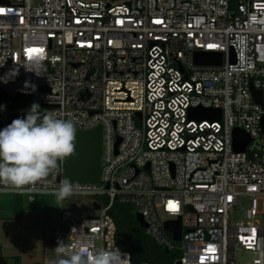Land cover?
<instances>
[{"label": "built area", "instance_id": "built-area-1", "mask_svg": "<svg viewBox=\"0 0 264 264\" xmlns=\"http://www.w3.org/2000/svg\"><path fill=\"white\" fill-rule=\"evenodd\" d=\"M0 8V78L18 69L0 79V92L25 93L41 119L52 113L102 131L95 180L67 178L64 159L22 194L0 184L30 198L65 180L76 186L51 230V264L67 258L55 251L61 243L116 247L127 264H148L119 246L115 200L132 204L156 243L180 249L178 264H235L237 247L251 254L244 264H264V0H0ZM28 48L44 49L32 56L42 57L40 75L24 67ZM197 51L220 61H196ZM19 109L6 122L27 112ZM235 128L249 136L243 149ZM177 218L179 240L163 225Z\"/></svg>", "mask_w": 264, "mask_h": 264}, {"label": "clouds", "instance_id": "clouds-1", "mask_svg": "<svg viewBox=\"0 0 264 264\" xmlns=\"http://www.w3.org/2000/svg\"><path fill=\"white\" fill-rule=\"evenodd\" d=\"M42 57H29L24 66L27 71L40 75L33 70L41 66ZM18 74L13 70L3 79L8 82ZM25 87L36 90L35 85L26 82ZM38 104H33L25 118H17L0 130V184L23 193L27 186H33L47 178L59 167V162L75 152L76 129L71 120L57 118L48 113L39 116ZM40 121V122H38ZM71 181H62L54 193L58 202L72 196L75 190ZM75 230V229H73ZM58 255H66L58 264H127V257L119 248L110 247L100 251L90 250L87 244L65 247L62 243L55 249Z\"/></svg>", "mask_w": 264, "mask_h": 264}, {"label": "rangeland", "instance_id": "rangeland-1", "mask_svg": "<svg viewBox=\"0 0 264 264\" xmlns=\"http://www.w3.org/2000/svg\"><path fill=\"white\" fill-rule=\"evenodd\" d=\"M13 109L21 110L0 106L2 130L9 125L5 116ZM18 195L22 197L20 215L14 213L10 206L14 193L0 192V254L6 258L8 264H18L19 259L29 262L34 258L37 259L36 261H42L43 264H51L50 260L55 258V253L47 246H50L55 239L51 230L56 225L55 219L59 216L60 209L64 208V204L58 202L54 193L36 194L34 198ZM98 198L102 199V196ZM245 203L246 199L242 198V205ZM241 216V209L233 211L234 220ZM60 224L66 226L64 222ZM174 253L180 254V249L176 247ZM250 255L247 250L237 247L234 263L244 264L250 259ZM61 257L65 258L66 255Z\"/></svg>", "mask_w": 264, "mask_h": 264}, {"label": "water", "instance_id": "water-1", "mask_svg": "<svg viewBox=\"0 0 264 264\" xmlns=\"http://www.w3.org/2000/svg\"><path fill=\"white\" fill-rule=\"evenodd\" d=\"M196 61L219 62L220 56H211L205 51H197L195 53ZM255 100L260 101V90L252 89ZM202 115L220 116V109L209 107H197ZM13 121L11 115L7 116V123ZM75 152L66 158L65 176L74 181H92L95 180L100 173V155H101V138L102 131L100 125H96L88 129L76 128ZM249 136L241 128L234 129V147L235 149H243L248 143ZM98 207V203L95 202ZM135 219L143 227L146 225L141 214L134 211ZM164 228L172 232V237L179 240L181 237L180 219H166L163 222ZM166 250H169L165 247ZM176 260L175 264H178ZM0 264H8L6 258L0 254Z\"/></svg>", "mask_w": 264, "mask_h": 264}, {"label": "trees", "instance_id": "trees-1", "mask_svg": "<svg viewBox=\"0 0 264 264\" xmlns=\"http://www.w3.org/2000/svg\"><path fill=\"white\" fill-rule=\"evenodd\" d=\"M29 96L19 93L16 96L0 92V106L7 108H27V112L16 113L15 116L25 118L31 110V105L27 104ZM41 117V109H38ZM40 122V121H38ZM10 206L14 213L19 214L22 210V197L18 194L10 200ZM116 223V239L122 249L131 253L133 261H147L148 264H175L177 257L174 249L166 250L161 244L156 243L144 228L138 223L134 216V209L130 202L115 200L109 208ZM31 264H42L34 262Z\"/></svg>", "mask_w": 264, "mask_h": 264}, {"label": "snow or ice", "instance_id": "snow-or-ice-1", "mask_svg": "<svg viewBox=\"0 0 264 264\" xmlns=\"http://www.w3.org/2000/svg\"><path fill=\"white\" fill-rule=\"evenodd\" d=\"M3 11L4 10L2 8H0V12H3ZM156 23H162V21H156ZM209 47H215V45H209ZM26 51H27L29 57H32L33 55H42L44 52V49H42V48H28ZM168 207L171 210H176L177 205L174 202H169Z\"/></svg>", "mask_w": 264, "mask_h": 264}, {"label": "crops", "instance_id": "crops-1", "mask_svg": "<svg viewBox=\"0 0 264 264\" xmlns=\"http://www.w3.org/2000/svg\"><path fill=\"white\" fill-rule=\"evenodd\" d=\"M52 251V250H51ZM31 255V254H30ZM19 259V258H18ZM37 260V259H36ZM35 260V258L34 259H32L31 261H29V262H25V261H23V260H21V259H19V263L18 264H31V263H34V262H41L42 263V261H36ZM14 264H17V263H14ZM43 264V263H42Z\"/></svg>", "mask_w": 264, "mask_h": 264}]
</instances>
